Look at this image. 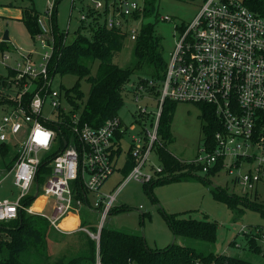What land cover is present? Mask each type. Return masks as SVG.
Returning <instances> with one entry per match:
<instances>
[{"label":"built area","instance_id":"built-area-1","mask_svg":"<svg viewBox=\"0 0 264 264\" xmlns=\"http://www.w3.org/2000/svg\"><path fill=\"white\" fill-rule=\"evenodd\" d=\"M77 4L81 9L86 7L79 18L81 24L90 26L104 13L107 27L120 28L136 40L139 22L143 20V8L137 0H71L70 13ZM57 6V0H49L48 8L38 17L40 31L34 38L45 48L43 61L35 65L29 54H21L25 65L18 62L2 92L6 112L0 123V145L17 140V144H12L17 158L8 172L13 174L18 195L15 200H0V222L16 219L25 210L45 216L62 233L83 231L100 240L104 219L112 211L119 192L117 189L103 193L101 188L116 170L124 127L119 116L94 127L82 123L76 112L70 114L69 120L62 115L61 111L69 108L61 88L53 86L56 71L53 73L50 66L70 39L71 25L69 20L67 27L62 28L57 21L60 31L55 35ZM137 14H141L138 19ZM162 19L171 17L164 15ZM178 26V39L170 52L164 78L158 84L156 115L148 114L140 106V114L148 118L151 129L144 128L132 138L130 155L135 164L124 182L134 179L147 184L162 176L163 168L152 160V153L156 144L163 142L159 122L164 103L169 100L213 107L221 123V129L215 133V145L208 148L205 144L202 155L186 161L199 165L205 173L222 162L234 183L241 184L248 195L264 183V16L252 11L244 0H204L194 20L183 29ZM7 58L9 55L5 54L3 64ZM155 83L148 81V87L156 86ZM133 88L136 100L147 91L139 82ZM47 103L54 118L43 113ZM46 122L60 123L71 132L63 148L56 129ZM22 134L25 138L20 140ZM56 149L50 160L51 172L40 188L36 176L42 160ZM3 172L0 168V181ZM76 183L94 197L91 208L103 218L99 226L95 225L97 231L81 225H63L84 204L77 195ZM31 193L35 199L39 195L47 198L48 212L33 210L31 203L23 202ZM241 231L260 241L264 249V226Z\"/></svg>","mask_w":264,"mask_h":264},{"label":"rangeland","instance_id":"rangeland-1","mask_svg":"<svg viewBox=\"0 0 264 264\" xmlns=\"http://www.w3.org/2000/svg\"><path fill=\"white\" fill-rule=\"evenodd\" d=\"M137 1L140 7H145L146 0ZM86 3L88 2L86 1ZM203 3L204 0H156L152 13L139 22L140 28L143 24H153V35L159 39V51L165 61L169 60L170 52L174 49L178 39L177 25L192 22ZM48 6L49 0H0V41L3 40L5 32L8 31L9 39L6 41L10 48L0 50V81L3 80L0 82L1 100L2 92L5 89L4 81L11 77V71L18 67V62L23 66L25 65L21 54H29L35 65H39L43 61L45 48L27 28L22 19V12L25 8H35L40 14H44ZM84 11H86V7L81 9L80 5L77 4L70 13L71 0H58V22L60 27L66 28L70 20V39L76 37L77 30L81 25L79 18ZM164 15H169L171 20H163L162 16ZM136 23L138 25V21ZM80 32L86 33L87 29L81 28ZM136 46L137 41L131 39L127 34L122 48L113 55V61L124 69L132 70V75L131 81L126 85L123 92L124 102L118 111V116L124 127L120 139L122 153L117 161L116 170L101 188L103 193L113 192L117 189L119 192L113 202L112 211L107 214L103 223L110 228L140 234L145 237L147 244L152 248L164 249L176 241L167 215L177 214L185 218L209 220L217 224L214 242L182 238H178L177 242L193 246L203 253L212 250L226 256L241 257L257 264H264V255L250 248L245 233L241 231L242 228L248 231L259 225L264 226V212L262 211L264 209V183L260 184L256 191L246 195L243 186L234 183L233 176L227 172L228 168H222L221 172L216 175H207L201 170L194 172V174H186L181 176L179 180L155 184L151 191L148 189L149 185L137 180L124 182L128 176L126 165L130 157L132 138L144 128L151 129L148 118L140 114V106L145 107L147 113L153 116L156 115L159 108L158 84L160 81L158 80L152 92L144 91L136 100L133 84H137L142 78H150L152 72L146 63L138 67L139 59ZM5 54L9 55V58L3 64L2 60ZM98 67L99 61H96L92 66V75L98 72ZM77 78L78 76L74 74L62 75L60 72H56L53 86L73 89ZM89 86L86 78L80 80L83 101L88 98ZM175 103L172 110L170 136L162 138V141L178 158L193 160L202 155L206 137L205 125L208 124L209 120L203 118L201 105L188 102ZM5 112V103L0 101V123ZM43 113L45 116L54 118L49 103L44 106ZM19 138L20 140L24 139L25 134L20 135ZM11 143L17 144V140L14 139ZM152 160L157 166L161 165L156 150L152 153ZM206 176L210 181L204 182L202 180ZM219 186L224 188L230 196L239 198L235 206H230L215 197L214 193L219 190ZM17 195L18 189L14 184L13 174L6 169L0 181V200H15ZM93 198L91 194L90 201ZM246 199L260 206H254L248 203ZM44 201H47V198L44 195H39L30 206L33 210L40 211L39 204L44 203ZM41 212H48V207ZM86 217L94 226H99L100 222L103 221L101 213L92 215V218L88 215ZM77 233L65 235L60 240L55 237L51 238L49 242L53 255L56 257L61 252H65L68 246H76L80 240L79 233ZM53 236L57 235L53 234ZM256 242L261 245L260 241L256 240Z\"/></svg>","mask_w":264,"mask_h":264},{"label":"trees","instance_id":"trees-1","mask_svg":"<svg viewBox=\"0 0 264 264\" xmlns=\"http://www.w3.org/2000/svg\"><path fill=\"white\" fill-rule=\"evenodd\" d=\"M155 1L146 0L142 11L143 18L152 13L155 8ZM244 2L252 11L264 16V0H244ZM39 15L40 13L35 8H25L22 12V19L33 37L40 31ZM140 15H135V18L138 19ZM105 19L106 15L103 13L97 16L90 26L85 23L81 24L76 37L68 40L61 48L60 53L54 56V64L52 63L50 66L52 71L60 72L62 75L74 74L78 76L73 89L61 88L67 106H70L67 111H61L62 115L69 120L70 114L76 112L79 114L82 123H88L94 127L118 116L119 108L124 102L123 92L126 85L131 81L132 75V70L124 69L113 61V55L122 48L127 33L120 28L107 27ZM54 20L55 23L58 21L56 13ZM185 26L186 24L183 23L178 28L183 29ZM81 28L87 29V32L81 33ZM58 31H60V27L56 23V36H58ZM153 32V24H143L136 38L138 67L146 63L152 70L150 78H142L139 83L144 84L147 90L151 92L156 86L148 87V81H161L164 78L168 62L165 61L159 51V39L154 37ZM8 48V42L1 40L0 50ZM96 61H99L98 72L92 75V66ZM13 75L14 72L11 71V76ZM82 78H86L90 84L89 95L85 101L82 100L83 93L80 90ZM4 84H6V80ZM0 101L5 103V100L0 99ZM175 104L169 100L164 103L159 122L161 138L170 136L172 110ZM198 105L202 107L203 118L209 120L208 124L205 125V144L211 148L215 145V133L221 129V123L212 106ZM46 124L56 129L58 143L60 148H63L64 141L69 140L72 136L69 129L60 123L46 122ZM57 150L46 155L42 160L36 176L40 188L51 172L50 160L55 156ZM155 150L163 168L162 177L145 184L149 185V191L155 184L179 180L183 175L200 171L199 165L178 158L167 148L164 142L156 144ZM117 153H121V150H118ZM16 158L17 152H14L12 144L3 143L0 145V168L3 171L9 170ZM134 164L135 160L130 155L126 165L128 174ZM222 168L223 164L219 162L206 174L216 175ZM163 175L167 176L163 177ZM202 180L204 182L210 181L207 176ZM76 187L77 195L84 200L80 224L83 227H89L91 231H97L96 226L91 225L90 220L86 217V215L91 217L89 213L93 214L90 195L78 186V183H76ZM214 194L217 199L228 203L230 206H235L239 201V198L230 196L220 186ZM34 199L35 195L31 193L23 202L30 204ZM247 202L254 206L259 205L251 203L249 200ZM262 211L264 212V209ZM167 220L176 241L164 249L152 248L147 244L145 237L140 234L127 233L104 225L101 229L100 240H95L86 232L80 231L78 232L80 239L78 244L68 246L65 252H61L55 257L51 251L49 240L53 237L60 240L67 234L57 231L45 216L22 210L16 219L0 222V264H257L241 257L226 256L212 250L203 253L193 246L177 242L178 238L214 242L217 226L215 222L185 218L177 214L167 215ZM53 234L57 236H53ZM247 240L252 250L264 255L263 247L256 242L255 238L247 237Z\"/></svg>","mask_w":264,"mask_h":264},{"label":"crops","instance_id":"crops-1","mask_svg":"<svg viewBox=\"0 0 264 264\" xmlns=\"http://www.w3.org/2000/svg\"><path fill=\"white\" fill-rule=\"evenodd\" d=\"M9 44V43H8ZM17 151V149L16 148H14V152H16ZM121 153H122V151H121ZM121 153H120V155H121ZM120 155H119V157H120ZM119 159V158H118ZM222 170V169H221ZM221 170L219 171V172H221ZM218 172V173H219ZM217 173V174H218ZM91 196V195H90ZM40 206H39V210H40V212L41 211H44V209L46 208V206H47V204H46V201H44V203H41V204H39ZM91 210H92V212H93V214H90L89 213V215L91 216V218H92V215H94V214H97L98 212H96L95 210H93L92 208H91ZM81 211L79 212V213H76V212H74V213H72V214H70L67 218H66V220H65V225H66V227H74V225L75 226H80L81 224ZM67 235H69V234H67Z\"/></svg>","mask_w":264,"mask_h":264},{"label":"water","instance_id":"water-1","mask_svg":"<svg viewBox=\"0 0 264 264\" xmlns=\"http://www.w3.org/2000/svg\"><path fill=\"white\" fill-rule=\"evenodd\" d=\"M9 39V35H8V31L5 32L4 36H3V40L6 41ZM39 193V190H38V186H37V191L35 193V195L37 196ZM174 240H175V236H174Z\"/></svg>","mask_w":264,"mask_h":264},{"label":"bare ground","instance_id":"bare-ground-1","mask_svg":"<svg viewBox=\"0 0 264 264\" xmlns=\"http://www.w3.org/2000/svg\"><path fill=\"white\" fill-rule=\"evenodd\" d=\"M63 225L66 226V225H65V222L63 223Z\"/></svg>","mask_w":264,"mask_h":264}]
</instances>
